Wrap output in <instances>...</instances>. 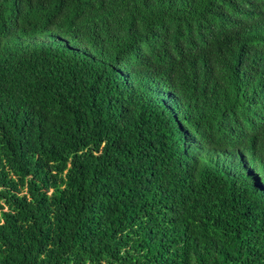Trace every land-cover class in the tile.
<instances>
[{
    "label": "trees",
    "instance_id": "16d2710c",
    "mask_svg": "<svg viewBox=\"0 0 264 264\" xmlns=\"http://www.w3.org/2000/svg\"><path fill=\"white\" fill-rule=\"evenodd\" d=\"M0 264H264V0H0Z\"/></svg>",
    "mask_w": 264,
    "mask_h": 264
}]
</instances>
